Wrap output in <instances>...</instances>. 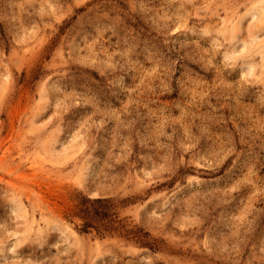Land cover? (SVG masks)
<instances>
[{
  "label": "rangeland",
  "instance_id": "1",
  "mask_svg": "<svg viewBox=\"0 0 264 264\" xmlns=\"http://www.w3.org/2000/svg\"><path fill=\"white\" fill-rule=\"evenodd\" d=\"M0 264H264V0H0Z\"/></svg>",
  "mask_w": 264,
  "mask_h": 264
}]
</instances>
